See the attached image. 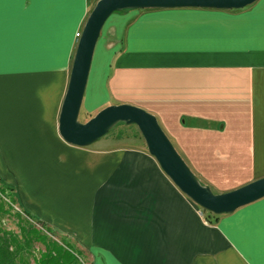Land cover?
<instances>
[{
  "label": "crops",
  "instance_id": "1",
  "mask_svg": "<svg viewBox=\"0 0 264 264\" xmlns=\"http://www.w3.org/2000/svg\"><path fill=\"white\" fill-rule=\"evenodd\" d=\"M97 1L5 4L0 154L15 163L0 178L26 212L87 250L90 264H264V198L211 223L146 147L105 148L102 138L79 147L61 137L77 33ZM160 76L208 87L186 97L181 88L157 89ZM124 92L142 93L133 104L144 108L161 100L171 123L199 122L210 154L264 162V0L241 9L115 12L98 40L81 111L129 102ZM259 172L203 185L222 193L263 177L264 164Z\"/></svg>",
  "mask_w": 264,
  "mask_h": 264
},
{
  "label": "water",
  "instance_id": "2",
  "mask_svg": "<svg viewBox=\"0 0 264 264\" xmlns=\"http://www.w3.org/2000/svg\"><path fill=\"white\" fill-rule=\"evenodd\" d=\"M257 0H98L91 10L74 53L70 79L63 100L59 133L69 144L88 147L103 138L118 123L136 125L150 154L175 185L202 209L222 215L264 198V176L230 191L215 193L203 185L181 157L157 117L129 104H112L86 122L80 121L95 49L104 25L115 12L128 9L211 8L241 9Z\"/></svg>",
  "mask_w": 264,
  "mask_h": 264
},
{
  "label": "rangeland",
  "instance_id": "3",
  "mask_svg": "<svg viewBox=\"0 0 264 264\" xmlns=\"http://www.w3.org/2000/svg\"><path fill=\"white\" fill-rule=\"evenodd\" d=\"M82 32V31H81ZM161 77V78H160ZM156 78V88L161 89L164 84L169 85L171 89L173 88H181L182 92L186 97L196 94L197 91L199 93H203L201 90H205L208 87V84L205 83H182L179 80H172L167 82V80L160 76ZM138 83V82H137ZM162 84V85H161ZM131 85V90L135 88L134 84ZM145 83L141 84L139 89L140 92L143 91ZM155 85V84H152ZM214 84H212L213 86ZM220 85V84H215ZM162 86V87H161ZM197 91L195 92V87ZM199 89V90H198ZM160 92V91H159ZM238 92V88H234V92ZM143 94L139 93H130L124 92L121 94V99H128L133 102L140 100ZM138 97V98H137ZM160 98V97H159ZM142 100V99H141ZM181 104H184V100L180 101ZM135 105V104H133ZM149 106V107H148ZM147 107H141L146 111L150 112L148 109H152L154 111H162L163 115H155L159 124L161 125L164 132L167 134L181 157L188 164L190 169L197 176L199 181L203 184V182H244L246 179L253 175L260 173V168L264 164L263 161H255V156L251 155H238V154H229L227 152H222L221 154L216 153L215 150H209L214 154L208 153L207 150V142L208 139L206 134H203L199 130V122L195 121L194 124H187L188 127H184L183 124L171 123L172 112H165L167 108L163 107V103L161 100L158 101H149ZM182 107V105H181ZM98 112L89 113L87 107H83L80 113V121L86 122L91 119ZM152 113V112H150ZM218 113V112H216ZM165 115V116H164ZM225 113L223 109L218 113V117L223 118ZM178 126L180 128H178ZM100 140V139H99ZM179 148L177 147V144ZM100 146L105 148H114V147H147L145 139L140 132L139 128L134 124H127L125 122H120L115 125L107 135L102 138V141L99 143ZM233 146H235L236 141L232 140ZM96 147V145H94ZM222 148V147H221ZM13 157V156H12ZM17 157V156H15ZM14 159V157L12 158ZM6 161V162H5ZM0 154V171H2L3 175L7 177V174L10 175L8 168V161L11 165L15 163V161H10ZM7 163V164H6ZM3 168V169H2ZM259 170V171H258ZM263 171V170H261ZM10 173V174H9ZM14 186V185H13ZM12 186V183L0 178V234L8 233L14 234L20 241L24 240V235L22 233V228L31 229L34 227L36 230L40 232V234H45L47 236L48 241H57L64 245L65 243H70L71 246L76 251H82L80 258L83 260L84 264H90V254L87 250H85L77 241L66 234H62L54 229L45 221L39 220L34 217L32 214L26 212L22 207L21 203L18 201L15 193V187ZM213 192L216 193V190L211 188ZM11 208V210L9 209ZM201 208V207H200ZM200 213L203 216H206L207 211L204 209H200ZM32 249L28 252H32L37 258L41 256L43 251L45 250V245L41 241L33 240L31 242ZM34 248V249H33ZM27 255V249L23 252ZM27 260L29 264H36L34 262V257L27 255ZM17 261H20L18 257ZM17 264H20L18 263Z\"/></svg>",
  "mask_w": 264,
  "mask_h": 264
},
{
  "label": "trees",
  "instance_id": "4",
  "mask_svg": "<svg viewBox=\"0 0 264 264\" xmlns=\"http://www.w3.org/2000/svg\"><path fill=\"white\" fill-rule=\"evenodd\" d=\"M11 210V208H9ZM205 218L211 223H217L220 215H214L207 211ZM1 232V230H0ZM24 240L20 241L14 234H0V264H17L18 257L20 264H29L27 255L34 257L36 264H84L80 258L82 251H76L70 243L64 245L57 241H48L45 234H40L34 227L31 229L22 228ZM33 240L41 241L45 250L39 258L28 252L32 249ZM27 249V255L23 252ZM34 249V248H33Z\"/></svg>",
  "mask_w": 264,
  "mask_h": 264
},
{
  "label": "snow or ice",
  "instance_id": "5",
  "mask_svg": "<svg viewBox=\"0 0 264 264\" xmlns=\"http://www.w3.org/2000/svg\"><path fill=\"white\" fill-rule=\"evenodd\" d=\"M13 2L14 0H0V44H2L3 39L4 6Z\"/></svg>",
  "mask_w": 264,
  "mask_h": 264
},
{
  "label": "built area",
  "instance_id": "6",
  "mask_svg": "<svg viewBox=\"0 0 264 264\" xmlns=\"http://www.w3.org/2000/svg\"><path fill=\"white\" fill-rule=\"evenodd\" d=\"M80 37H81V32H78V33H77V39H79ZM202 212H203V211H202ZM202 212H201V213H202ZM203 213H204V212H203ZM203 213H202V214H203Z\"/></svg>",
  "mask_w": 264,
  "mask_h": 264
},
{
  "label": "bare ground",
  "instance_id": "7",
  "mask_svg": "<svg viewBox=\"0 0 264 264\" xmlns=\"http://www.w3.org/2000/svg\"><path fill=\"white\" fill-rule=\"evenodd\" d=\"M247 7V6H246Z\"/></svg>",
  "mask_w": 264,
  "mask_h": 264
}]
</instances>
